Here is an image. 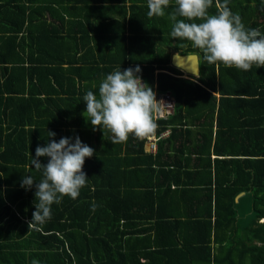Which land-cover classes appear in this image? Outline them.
<instances>
[{
    "label": "trees",
    "instance_id": "trees-1",
    "mask_svg": "<svg viewBox=\"0 0 264 264\" xmlns=\"http://www.w3.org/2000/svg\"><path fill=\"white\" fill-rule=\"evenodd\" d=\"M228 7L264 34V0ZM174 8L150 16L148 0H0V264H264V67L208 64L170 35ZM89 10L103 21L108 13L103 43H90L89 16L75 19ZM173 53L198 55L199 76L171 66ZM137 66L175 102L155 119V135L168 132L155 154L146 138L113 145L84 117L88 91ZM47 132L57 142L78 136L94 154L78 198L65 196L50 220L29 227L36 188L21 182L42 179L30 165ZM244 197L251 210L240 215Z\"/></svg>",
    "mask_w": 264,
    "mask_h": 264
},
{
    "label": "clouds",
    "instance_id": "clouds-1",
    "mask_svg": "<svg viewBox=\"0 0 264 264\" xmlns=\"http://www.w3.org/2000/svg\"><path fill=\"white\" fill-rule=\"evenodd\" d=\"M172 0H148L150 16H164ZM175 8L169 19L174 21L170 35L191 43L199 49L208 64H223L229 68L249 71L253 65L264 67V34L258 29H247L239 14L228 7L229 0H215L216 14H211L214 0H174ZM178 17L180 19H178ZM195 71L196 62L188 58ZM141 69L120 67L108 74L99 84L98 95L88 91L83 100L86 104V120L93 129L103 127L112 134L111 143L127 142L130 136L143 139L155 134L158 124L155 114L160 102L155 92L138 75ZM49 142L37 146L31 165L42 171V179L36 182L31 175L22 178L21 187L30 189L35 183V211L30 226L42 225L51 219V206L61 203L67 196L78 198L88 178L82 170L86 158L94 150L83 144L77 136L53 139L54 132H47ZM40 157H48L47 165H41ZM31 264H38L33 260Z\"/></svg>",
    "mask_w": 264,
    "mask_h": 264
},
{
    "label": "crops",
    "instance_id": "crops-1",
    "mask_svg": "<svg viewBox=\"0 0 264 264\" xmlns=\"http://www.w3.org/2000/svg\"><path fill=\"white\" fill-rule=\"evenodd\" d=\"M76 14H77V18H75V19H80L82 22L85 21L83 19V16H89L88 23L90 25H92L93 28H94V30L90 31L89 34H88L91 37L90 43H103L104 42V40L102 38V37H104V31L103 30L106 28L105 24L109 23V20H108V17H107L108 13H106V19L104 21L102 20L104 18V15L102 14V12H100L98 10H96V11H93V10L81 11L80 13H76ZM111 19H113V20L114 19H120V17L118 15H114L113 18H111ZM109 25H111V24H109ZM75 32H77V34H80L79 30L75 31ZM154 92H156V91H154ZM215 96L217 98L219 97L218 94H215ZM215 132H216V126H215V124H213V126H212V135L213 136H215ZM213 158H215V157L212 156V159ZM250 200L251 199H247L246 202L250 201ZM246 202H245V204H246ZM248 203H249V206H250L251 202H248ZM249 206L247 208H249ZM247 208L244 207V209H247ZM247 213H249V212H247ZM263 222H264V219H261L259 221V223H263Z\"/></svg>",
    "mask_w": 264,
    "mask_h": 264
},
{
    "label": "built area",
    "instance_id": "built-area-1",
    "mask_svg": "<svg viewBox=\"0 0 264 264\" xmlns=\"http://www.w3.org/2000/svg\"><path fill=\"white\" fill-rule=\"evenodd\" d=\"M156 100L160 102L159 105V112L155 114V119H167L172 113L174 109V100L169 92L166 93H159L155 92ZM168 134L166 133L157 136L155 134L146 137V144L148 145V152L155 154L157 152L158 142L161 138L165 137Z\"/></svg>",
    "mask_w": 264,
    "mask_h": 264
},
{
    "label": "water",
    "instance_id": "water-1",
    "mask_svg": "<svg viewBox=\"0 0 264 264\" xmlns=\"http://www.w3.org/2000/svg\"><path fill=\"white\" fill-rule=\"evenodd\" d=\"M188 58L195 60L197 64L195 67V71H193L192 62ZM171 66L183 71L187 75L194 77H198L200 73L199 57L196 54L180 55L178 53H173L171 56Z\"/></svg>",
    "mask_w": 264,
    "mask_h": 264
},
{
    "label": "rangeland",
    "instance_id": "rangeland-1",
    "mask_svg": "<svg viewBox=\"0 0 264 264\" xmlns=\"http://www.w3.org/2000/svg\"><path fill=\"white\" fill-rule=\"evenodd\" d=\"M247 199H250V198L249 197L248 198H246V197L242 198L240 201V204L238 205L237 211L239 212L240 215L242 213H247V212H249V210H251L248 202H251V204H252V201L250 200V201L246 202ZM245 202H246V204H245ZM248 206H249V208H247ZM244 207L247 209H244Z\"/></svg>",
    "mask_w": 264,
    "mask_h": 264
}]
</instances>
